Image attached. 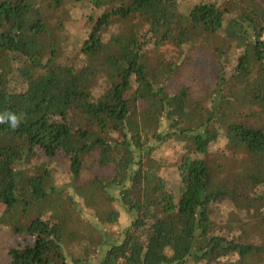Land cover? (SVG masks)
<instances>
[{"label": "trees", "instance_id": "16d2710c", "mask_svg": "<svg viewBox=\"0 0 264 264\" xmlns=\"http://www.w3.org/2000/svg\"><path fill=\"white\" fill-rule=\"evenodd\" d=\"M186 5L0 0V264H264V0Z\"/></svg>", "mask_w": 264, "mask_h": 264}, {"label": "rangeland", "instance_id": "374dc122", "mask_svg": "<svg viewBox=\"0 0 264 264\" xmlns=\"http://www.w3.org/2000/svg\"><path fill=\"white\" fill-rule=\"evenodd\" d=\"M192 1H194V0H186V4H187V5H190V3H191ZM187 5H186V6H187ZM186 6L183 7L184 10H185ZM178 11L182 12V8H181V9H178ZM255 63H256V62H255ZM257 69H258V64L256 63L255 70L258 71ZM254 74H255V73H254V70H253V74H252V75H254ZM228 150H229V149H228ZM45 204H46V203H45V200H40V201H38L37 203H34V204L31 206V209H30L31 213H32V214H36L37 212H43V211L45 210Z\"/></svg>", "mask_w": 264, "mask_h": 264}, {"label": "clouds", "instance_id": "9594fccd", "mask_svg": "<svg viewBox=\"0 0 264 264\" xmlns=\"http://www.w3.org/2000/svg\"><path fill=\"white\" fill-rule=\"evenodd\" d=\"M21 117H18L15 113L7 112L5 115H0V123L7 121L11 128L15 129L19 126Z\"/></svg>", "mask_w": 264, "mask_h": 264}]
</instances>
